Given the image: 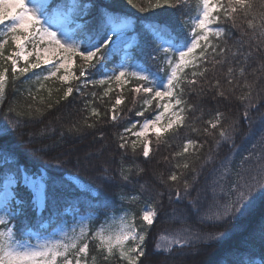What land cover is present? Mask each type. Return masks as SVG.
<instances>
[{"label": "snow or ice", "instance_id": "obj_1", "mask_svg": "<svg viewBox=\"0 0 264 264\" xmlns=\"http://www.w3.org/2000/svg\"><path fill=\"white\" fill-rule=\"evenodd\" d=\"M127 4L146 13L160 8L180 10L188 6L189 0H127ZM181 22L190 41L174 31L169 22L151 20L134 29L137 38L142 37L143 46L151 49L149 58L157 68L153 72L138 62L133 64L134 56L128 52L132 47L128 30L133 29V18L114 11L103 0H56L55 3L53 0H0V104L5 100L10 82L8 65L13 83L43 65L46 66L44 73L28 79L36 84V94L49 92V102L42 96L38 99L29 89L28 96L33 102L51 109V91L46 89V82L53 79L66 86L55 101L57 104L68 100L74 91L83 95V89L89 84L104 89L98 98L101 102L119 88L120 93L114 103L109 100L107 110L111 121L116 122L119 106L124 103L123 89L135 81L130 88L133 104L142 97L141 110L136 116L144 117L149 109L155 114L142 122L131 123L118 134L117 147L122 156L129 150L135 156L139 148L140 155L147 160L153 138L157 145L163 143L171 147L170 140L182 129L215 139L216 150L209 151L204 164H215L224 146L229 151V155L211 169V183L206 181L203 188H197L200 171L188 157L198 159L206 141L187 138L180 150L172 154L174 170L166 179L161 176L160 182L167 192L156 191L159 208L144 210L139 217L131 207L138 196L121 195L119 208L104 196L117 179L121 185L133 183V165L126 166L122 159L118 176L111 174L105 163L94 165L93 160H99L105 152L103 145L97 149L99 155L86 156L83 161L102 175L98 195L87 205L68 192L62 182L66 177L58 178L50 173L49 166L55 170L65 166L59 157L46 161L36 171H29L15 154L0 153V264H100L101 261L103 264H142L147 229L158 213H164L163 222L181 225L171 234L161 236L163 243L156 244V251L168 256L177 248L220 242L227 236L220 229L250 213L264 198V127L259 140L250 145L236 144L240 125H247L251 131L255 121L250 110L264 98V88L257 91L260 78L248 79L256 70L247 72L250 62L255 60L264 75V0H196V14ZM223 24L239 31V39L232 46H229L231 32ZM140 47L139 43L135 45L136 49ZM121 53L124 54L121 62L108 71L107 63ZM75 68L79 69L78 73ZM101 69L102 78L89 79L94 74L91 70ZM73 81L80 83L73 87ZM196 92L210 96L217 104L230 102L232 98L239 100L244 105L242 120L226 125L225 113L217 110L211 119L203 121L205 127H197L199 118L195 113H203V108L190 103V97ZM91 96L92 101L85 106L88 115L83 124L74 125L70 131L94 128L101 122L102 115H107L92 106L97 93L92 92ZM9 111L21 115L14 108ZM41 115V107L27 106L28 119ZM189 116L193 118L190 120ZM261 123L264 124V119ZM100 139L103 140V136ZM31 144L29 141L30 156L42 158L48 154L50 146L35 148ZM189 170L193 173L191 182L186 176ZM83 183L77 176L72 186L79 191ZM165 195L170 212H164ZM185 201L188 207H177ZM125 204L129 207H124ZM29 210L35 213L31 223ZM45 211L47 217L42 215ZM101 214L104 222L90 227ZM191 216L215 231L193 229ZM137 219L143 222L139 227ZM255 239L250 236L245 241L246 251L233 253L232 264H264V226L259 230V262L253 259L257 254ZM90 246H94V252Z\"/></svg>", "mask_w": 264, "mask_h": 264}, {"label": "trees", "instance_id": "obj_2", "mask_svg": "<svg viewBox=\"0 0 264 264\" xmlns=\"http://www.w3.org/2000/svg\"><path fill=\"white\" fill-rule=\"evenodd\" d=\"M55 3L56 0H53ZM103 3L109 4L114 11L120 13H127L133 18V30L130 33V43L132 47L128 49V52L134 56V61H140L146 66L150 67L153 71H156V65L152 63L149 58L150 48L143 46V39L137 38L136 30L138 25H146L151 20H158L161 23L169 22L174 31H178L182 36L186 37L190 41L187 29L182 24V19H187L189 16L196 14V0H189L187 7L180 10L173 8H160L152 11L141 13L137 9L132 8L127 4V0H103ZM225 29H229L231 32V39L229 40V46L239 39V31L236 29H230L227 24L222 25ZM136 29V30H134ZM132 36L135 38V43H132ZM139 43L141 47L135 48V45ZM247 47V45L245 46ZM124 54L113 56L107 63V70L112 69L121 62ZM9 67V85L6 90L5 100L0 104V153L4 155H12L18 158L19 163L28 168L29 171H36L41 166L45 165L46 161L51 160L53 157H59L64 161L65 166L60 170H55L54 167L49 166V171L52 175L60 178L66 177L62 182L65 188L71 193L72 197H79V200L87 205L90 201L95 199L98 195L97 189L100 187V181L102 175L100 171L90 169L83 163L84 158L95 157L99 155L97 149L103 145L105 152L99 160H93V164L105 163L109 168L111 174L118 176L119 166L123 159L124 164L133 165V183L123 184L117 182L110 185L108 190L104 192V196L108 197L115 202L117 207L121 203L120 196H138V200L135 204L131 205L132 210L136 213L137 217L142 214V210L145 207L149 209L159 208L157 204L156 191H165L167 189L161 184V176L167 178L169 173L174 170L172 162V154L175 151L180 150L182 143L187 139H196L201 143H204V148L199 153V158L189 156L188 159L193 163V166L200 171V175L197 179L196 187L203 188L205 182L211 183L210 171L213 167L218 165L219 160L224 159L229 155L227 146H224L219 150V158L215 164H204L209 151L215 152V139L211 136H197L186 129H182L180 134L171 139V147H167L161 143L157 145L154 138L151 145L152 151L147 160L140 155V149H137L135 156L131 154L129 150L127 155L121 154V150L117 145L118 134L123 133L125 127H128L133 122H142L145 118H151L155 113L152 109L145 112L144 117L136 116V112L141 110L142 97L138 99L137 103L133 104V93L130 88L134 86L127 85L123 89L124 103L119 106V116L116 122H112L110 117L111 113L107 110L110 107L109 100L114 103V98L120 93V89L110 93L109 97H106L103 102L99 101V96L103 93L104 89L97 86L93 87L91 84L86 89H83V95L73 92L72 96L68 100H60L57 104L56 100L63 94L64 87L56 80H50L46 82V89L51 91L50 102L52 103L51 109L44 108L39 105L38 102H33L28 96V90L30 89L36 94V84L28 77H33L34 74H42L45 72L46 66H41L39 69H34L28 73L27 76L20 77L14 83L11 79L10 65ZM255 71V75H249L248 79L251 81L259 77L257 80V91L264 88V75L261 74L259 64L253 60L250 62L247 72L252 73ZM79 71L78 68L74 69ZM94 74L89 77L90 80L102 78L100 71L91 70ZM219 75V73H217ZM80 82L73 81L72 86L76 87ZM107 87V86H105ZM57 89H60L57 92ZM246 91V90H245ZM97 93V100L92 106L100 109L101 113H107L102 115L101 122L96 124L94 128H83L80 131H70L74 125H82L84 117L88 115L85 111V106L88 102L92 101L91 93ZM38 99L43 97L46 102H49V92L42 91L36 94ZM190 103L202 106L203 113L197 111L195 116L197 120V127L203 128L206 124L203 121L211 119L217 110L225 113V124L231 123L233 120L241 119L244 109V105L235 98H232L230 102L225 101L219 104L213 101L210 96H200L198 92L193 93L190 97ZM33 105V108L39 106L42 108L43 115L36 116L33 119H28L27 106ZM155 105V102H154ZM14 108L21 113L20 116L16 115V112H10L9 109ZM131 109V111H129ZM251 115L254 118V123L249 131L247 125L241 124V131L236 136V144L250 145L251 143L259 140L260 130L264 127L261 123V119H264V98H261L257 107L251 109ZM193 117L189 116L191 120ZM93 122V121H89ZM17 130L13 131V127ZM103 136V140L100 137ZM132 139H135L132 137ZM218 139V137H216ZM31 141V147L41 148L50 146L48 154L41 157H33L28 153V142ZM167 158V159H166ZM201 164H204V168L201 171ZM143 169L142 172L139 170ZM139 172L138 175L136 173ZM78 176L84 182L90 184L96 189V194H91L89 191L79 190L72 186L67 176ZM189 182L192 181L193 173L189 170L186 173ZM143 186V187H141ZM21 192L27 196L25 190L21 189ZM195 191L192 192V196L195 197ZM163 202L165 204L164 212H170L171 209L167 206V195H165ZM124 207H129L125 204ZM178 208L188 207V202L185 201L182 205H177ZM191 210L189 209V212ZM44 217H47L48 213L45 211L42 213ZM28 216L30 223L35 220V213L29 210ZM164 213H158L157 219L153 225L147 229V236L144 244L145 256L141 258L142 264H232L233 253L237 251H246L243 247L244 243L250 236H255L254 243L256 244V255L253 256L257 262L260 261L259 255V230L261 226H264V198H261L256 207L247 215L239 217L233 223L227 225L226 228L220 229L227 233L226 238L215 244L200 243L194 247H187L184 249H174L173 252L164 256L162 253H158L155 248L157 240L161 235H169L177 228L181 227L179 223L163 222ZM104 221V215L101 214L99 220L95 222L91 227H97ZM137 226L143 222L139 219L136 221ZM190 226L193 229H200L203 232H213L215 229L205 227L197 223L195 216L190 217ZM90 250L94 252V246H90ZM100 264H103L101 261Z\"/></svg>", "mask_w": 264, "mask_h": 264}, {"label": "rangeland", "instance_id": "obj_3", "mask_svg": "<svg viewBox=\"0 0 264 264\" xmlns=\"http://www.w3.org/2000/svg\"><path fill=\"white\" fill-rule=\"evenodd\" d=\"M133 29H129L128 31L129 32H131ZM132 43H135V38H134V36H132ZM30 59H34V58H30ZM140 63V64H142L146 69H150L151 71H153L150 67H148V66H146L145 64H143V63H141L140 61H134L133 62V64H135V63ZM23 65V62L21 61V66ZM43 66V65H42ZM111 70V69H110ZM110 70H108V71H110ZM153 72H155V71H153ZM143 121V120H142ZM75 177H77V176H72V175H69V176H67V178L70 180V181H74L75 180ZM79 180L80 181H83L81 178H79ZM84 182V181H83ZM85 185L87 186V187H85ZM80 189L81 190H83V191H89L91 194H96V189H94L90 184H88L87 182H84L83 183V185H80ZM144 210H151V209H149L148 207H145L143 210H142V212L144 211ZM69 212H71V210H69ZM104 222V221H103ZM102 222V223H103ZM101 224V223H100ZM99 224V225H100ZM98 225V226H99ZM97 226V227H98ZM90 227H91V225H90ZM161 236H167L166 234L165 235H161ZM160 236V237H161ZM160 237H159V239L157 240V242L159 241L160 243H163V241H161L160 240ZM155 250H156V248H155Z\"/></svg>", "mask_w": 264, "mask_h": 264}]
</instances>
